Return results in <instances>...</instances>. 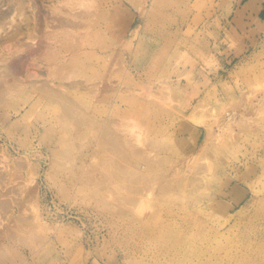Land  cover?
I'll use <instances>...</instances> for the list:
<instances>
[{
    "label": "rangeland",
    "instance_id": "obj_1",
    "mask_svg": "<svg viewBox=\"0 0 264 264\" xmlns=\"http://www.w3.org/2000/svg\"><path fill=\"white\" fill-rule=\"evenodd\" d=\"M84 1L99 22L81 31L106 36L109 70L122 55L127 75L97 97L71 87L55 104L28 84L3 102L0 173L25 172L0 181V201L18 199L0 217V264H264V0ZM57 48L84 84L91 60L72 55L88 46Z\"/></svg>",
    "mask_w": 264,
    "mask_h": 264
},
{
    "label": "bare ground",
    "instance_id": "obj_2",
    "mask_svg": "<svg viewBox=\"0 0 264 264\" xmlns=\"http://www.w3.org/2000/svg\"><path fill=\"white\" fill-rule=\"evenodd\" d=\"M39 1L40 0H9V2H12V6L10 4L12 10L0 13V27L6 28L8 24L15 20L18 21L19 19V22H17L16 25H13L10 31L0 34V107L3 102L9 98L8 96L10 95V92L14 93L15 88L19 89L28 84L33 88H37L36 90H39V92L42 93V96H45L46 98L50 97L52 100H56L55 104H58L60 101L66 99L63 95L68 93L71 87L77 89L79 87V89H83L91 96L97 97L104 84H106V89L109 90L110 88H114L115 84L113 83V80L115 78L119 82H123L125 75H127V68L123 65V56L120 55L109 70L110 59L107 58L109 56L106 57L105 55L107 54L103 55V49L104 47L107 48L108 45L103 44L98 46L95 40L98 37L106 39V36L97 35L98 33L96 34L95 31H93V28L90 31L89 29L84 32L81 31L80 26L85 21L89 22L88 28L98 27L99 21L93 18L94 15L92 10L89 9L90 6L88 2L86 3L84 0H58V3L51 4V7L46 5L48 8L50 7V9L49 11H44V8L40 9L41 5L38 4ZM63 5L67 7L68 11L63 10ZM81 7L85 9L79 11L78 9ZM85 15H89V18H85ZM93 19L97 23L94 24V26H92ZM9 26L11 25H8V27ZM97 31L99 32L98 29ZM103 32L106 34V31ZM99 34L101 33L99 32ZM57 46H62L65 52L70 51L71 48L72 50H79L88 46L86 50L81 51V54L72 55V58L76 60H79L83 56L89 58L88 61L91 60L88 63V69L90 70L91 75L86 81H84V84H82V81H70L72 78L70 72L71 70H75V67L68 61L62 63L54 61L53 56L55 57V54H57ZM28 49H30L31 52H28ZM3 52L8 53L9 55L7 56ZM22 53H24L27 58H24L20 64L15 63L14 59L18 58ZM101 57L104 58V60ZM98 58H101L103 63L101 71H97V67L95 66L97 63L93 61H97ZM44 67H46L48 71L45 78L43 77L44 75L42 71L39 73ZM96 72H98L99 75H97ZM106 72L108 76H106ZM47 77L53 82H50L52 84L49 83L51 85L50 87L48 86L49 88L44 87V84L47 83L45 82ZM40 80L42 83H40L41 86H38L36 82H40ZM46 81H48V78ZM49 84L47 83L45 86ZM59 87H61V90ZM40 89L43 90V92L40 91ZM104 95L103 98H106L107 94L104 93ZM11 99L12 98H9L6 102H9ZM37 100H43V97L39 96L37 97ZM226 115L227 125L222 127L224 131L228 130L230 126L229 124H232L231 122L236 118L235 112H227ZM78 119L79 124L85 120L83 118ZM0 120L2 123L8 122L9 117L0 114ZM195 120L197 121V119H194L193 123L196 122ZM197 122L202 123L199 120ZM104 128L106 133L110 134L109 140L111 142L121 143L119 135L114 133V131H111L107 126ZM50 130L52 131H48L47 134H45L47 140L54 143L59 142L62 135L60 136L55 133L53 128ZM217 137L219 139L222 135L219 134ZM23 170L24 169L21 167L20 163H15L12 167L8 168L6 173H0V181L4 182V186L5 184L8 186L15 181L16 177L23 176ZM26 188L27 187L24 185H17V193L19 197L23 198L26 195ZM243 195L244 193L242 192L240 198ZM10 197H12L11 202L7 199L0 201V217L3 213L7 214L9 210H17L16 202L18 199H13V196Z\"/></svg>",
    "mask_w": 264,
    "mask_h": 264
}]
</instances>
